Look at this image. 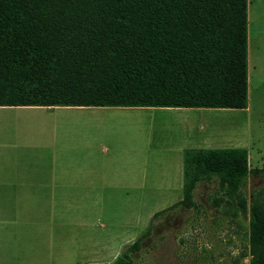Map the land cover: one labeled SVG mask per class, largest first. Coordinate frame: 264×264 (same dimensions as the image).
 I'll list each match as a JSON object with an SVG mask.
<instances>
[{"label":"trees","instance_id":"trees-1","mask_svg":"<svg viewBox=\"0 0 264 264\" xmlns=\"http://www.w3.org/2000/svg\"><path fill=\"white\" fill-rule=\"evenodd\" d=\"M247 0H0V106L243 109ZM244 148H186L181 199L216 181L244 214ZM247 264H264V202L248 206ZM150 231V224L144 231ZM135 238L108 264H130Z\"/></svg>","mask_w":264,"mask_h":264},{"label":"crops","instance_id":"crops-1","mask_svg":"<svg viewBox=\"0 0 264 264\" xmlns=\"http://www.w3.org/2000/svg\"><path fill=\"white\" fill-rule=\"evenodd\" d=\"M248 31L247 24V35ZM250 67L247 59V91ZM246 108L0 106V264H43L42 256H50V264H63V196H102L91 205L82 204L79 197L73 199L77 223L93 228L88 242L95 249L88 245L83 259L69 264L112 262L118 245L129 240L105 238L110 236L104 231L108 220L102 216L107 196L142 194L145 187L167 188L178 184L180 173L182 189L184 149L241 146L231 143L234 138L229 137V142L207 137L210 125L204 124V117ZM147 111L166 115L177 125L179 136L178 144L168 142L162 172L148 176L136 156V142L120 146L118 132L114 134L110 125L113 119L139 117Z\"/></svg>","mask_w":264,"mask_h":264},{"label":"rangeland","instance_id":"rangeland-1","mask_svg":"<svg viewBox=\"0 0 264 264\" xmlns=\"http://www.w3.org/2000/svg\"><path fill=\"white\" fill-rule=\"evenodd\" d=\"M247 15V59L251 64L247 108L245 111L225 110L208 113L204 117V124L210 125L207 137L229 142L230 138H234L231 143L236 142L241 145L239 148L243 147L250 152V159L247 157L248 166L262 167L264 0H247ZM156 114L147 111L139 117L125 116L113 119L110 124L114 134L118 132L120 146L136 142V156L143 161V174L146 176L148 173L157 175L162 172L167 162L165 155L170 149L168 142L175 141L178 144L179 139L177 125L166 115L161 117ZM224 143L222 145H225ZM223 147L229 146H217ZM177 167L181 170V164ZM178 179V184L174 183L167 188L145 187L142 194L107 196L106 212L102 216L105 215L108 220L104 231L110 236L105 238L113 240L118 237L129 240L126 244L118 245L116 254L119 255L135 238L143 234L140 238L141 247L132 256L130 264H247L250 256L248 206L251 198L259 203L264 202V175L249 174L245 184L239 188V193L245 199L244 214L234 216L233 210L237 208V203L229 201L225 193L218 188L217 182L211 181L199 182L196 185L190 208L177 206L151 220L153 213L181 199V173ZM74 197H79L82 204L91 205L102 196H63V264H69L72 259H83L86 247L94 246L88 242V233L93 228L77 223L73 208ZM37 199L40 202L41 198ZM149 224L150 231L144 234ZM95 229L100 232L98 226H95ZM47 245L49 248V244ZM58 247L60 250V244ZM50 260V256L41 258L43 264H50Z\"/></svg>","mask_w":264,"mask_h":264}]
</instances>
